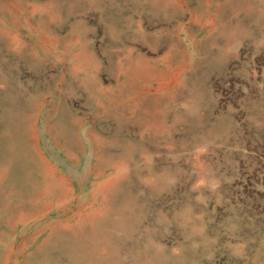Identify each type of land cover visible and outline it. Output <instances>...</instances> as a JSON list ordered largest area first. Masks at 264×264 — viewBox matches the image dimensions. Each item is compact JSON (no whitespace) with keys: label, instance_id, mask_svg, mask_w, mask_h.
<instances>
[{"label":"rangeland","instance_id":"obj_1","mask_svg":"<svg viewBox=\"0 0 264 264\" xmlns=\"http://www.w3.org/2000/svg\"><path fill=\"white\" fill-rule=\"evenodd\" d=\"M0 264H264V0H0Z\"/></svg>","mask_w":264,"mask_h":264},{"label":"bare ground","instance_id":"obj_2","mask_svg":"<svg viewBox=\"0 0 264 264\" xmlns=\"http://www.w3.org/2000/svg\"><path fill=\"white\" fill-rule=\"evenodd\" d=\"M122 169L125 170L124 169V166H123V168L120 166V167L114 169L113 172H111L110 174L104 175L103 177L97 179V181L92 184V187H91V190L92 191L95 192V190H98V189L99 190H102L103 189L104 190V193H108V195L105 196V197H107V199L104 200L105 203H108L107 200L111 198L110 190L113 189L114 187H116L117 185H119V182H120L119 179L121 178L122 171H123ZM15 175H17V172L15 171V166L10 164L9 167L6 169V171H4V176L5 177H10L12 179V182H13V176H15ZM63 180H65V179H63ZM12 191H13V189H12Z\"/></svg>","mask_w":264,"mask_h":264},{"label":"crops","instance_id":"obj_3","mask_svg":"<svg viewBox=\"0 0 264 264\" xmlns=\"http://www.w3.org/2000/svg\"><path fill=\"white\" fill-rule=\"evenodd\" d=\"M53 168V167H52Z\"/></svg>","mask_w":264,"mask_h":264}]
</instances>
